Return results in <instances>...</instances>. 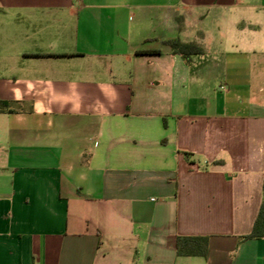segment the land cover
Returning <instances> with one entry per match:
<instances>
[{"label": "crops", "instance_id": "1", "mask_svg": "<svg viewBox=\"0 0 264 264\" xmlns=\"http://www.w3.org/2000/svg\"><path fill=\"white\" fill-rule=\"evenodd\" d=\"M0 13V264H264V0Z\"/></svg>", "mask_w": 264, "mask_h": 264}, {"label": "trees", "instance_id": "2", "mask_svg": "<svg viewBox=\"0 0 264 264\" xmlns=\"http://www.w3.org/2000/svg\"><path fill=\"white\" fill-rule=\"evenodd\" d=\"M164 44L169 47L173 54L181 56L185 62H189V58L193 55L201 53V50L192 43L183 44L179 41H165ZM159 51L138 50L137 55H154ZM5 104L0 102V110L3 111ZM8 112H12L8 110ZM264 191V179H263ZM264 238V202L261 204L257 218L253 223L252 230L249 234L241 237V240ZM207 239L205 237H184L177 238L175 248L177 255L181 256H205L207 251Z\"/></svg>", "mask_w": 264, "mask_h": 264}, {"label": "rangeland", "instance_id": "3", "mask_svg": "<svg viewBox=\"0 0 264 264\" xmlns=\"http://www.w3.org/2000/svg\"><path fill=\"white\" fill-rule=\"evenodd\" d=\"M1 15H3V13H0Z\"/></svg>", "mask_w": 264, "mask_h": 264}]
</instances>
